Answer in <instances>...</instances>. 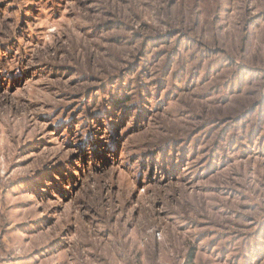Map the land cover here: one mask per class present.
<instances>
[{
	"label": "rangeland",
	"instance_id": "rangeland-1",
	"mask_svg": "<svg viewBox=\"0 0 264 264\" xmlns=\"http://www.w3.org/2000/svg\"><path fill=\"white\" fill-rule=\"evenodd\" d=\"M192 263L264 264V0H0V264Z\"/></svg>",
	"mask_w": 264,
	"mask_h": 264
},
{
	"label": "trees",
	"instance_id": "trees-1",
	"mask_svg": "<svg viewBox=\"0 0 264 264\" xmlns=\"http://www.w3.org/2000/svg\"><path fill=\"white\" fill-rule=\"evenodd\" d=\"M190 257H191V258H190V260L192 261V259H193V256L191 255ZM192 264H193V263H192Z\"/></svg>",
	"mask_w": 264,
	"mask_h": 264
}]
</instances>
